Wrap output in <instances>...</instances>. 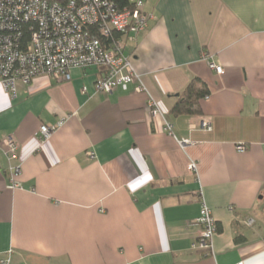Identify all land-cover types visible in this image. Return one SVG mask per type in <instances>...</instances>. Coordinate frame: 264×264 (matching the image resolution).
<instances>
[{
  "label": "crops",
  "instance_id": "1",
  "mask_svg": "<svg viewBox=\"0 0 264 264\" xmlns=\"http://www.w3.org/2000/svg\"><path fill=\"white\" fill-rule=\"evenodd\" d=\"M144 1L126 89L95 91L93 67L18 81L14 94L0 84V142L13 138L21 161L10 188L0 149L9 264H264V0ZM192 77L209 89L202 113L171 115ZM61 121L40 139V124ZM198 191L217 225L210 254L191 246Z\"/></svg>",
  "mask_w": 264,
  "mask_h": 264
},
{
  "label": "built area",
  "instance_id": "2",
  "mask_svg": "<svg viewBox=\"0 0 264 264\" xmlns=\"http://www.w3.org/2000/svg\"><path fill=\"white\" fill-rule=\"evenodd\" d=\"M130 7L119 9L111 0H0V84L10 93H15L16 83L26 84L38 76L60 81L70 78L73 68H96L99 74L94 82L97 92H111L120 86L123 89L139 75L132 59L124 53L128 42H134L143 32L150 15L145 11L144 0H129ZM28 26L29 38L23 40V28ZM209 68L216 73L222 66L203 55ZM83 92L86 88H82ZM143 90L142 85L136 91ZM151 101L152 113L160 111ZM62 124L54 126L40 124L41 140L47 139ZM202 127L210 130V123L202 121ZM166 131L171 134L172 126L165 122ZM188 140H182L186 143ZM0 149L8 161L9 187H21L16 176L20 173L18 145L11 137L3 138ZM239 152L245 145L237 146ZM93 157V153L89 152ZM195 170V163L189 164ZM199 214L194 222L199 233L191 244L205 254L212 250V238L217 232L216 220L198 191ZM244 223L251 225L247 218ZM12 251L0 259V264H9ZM236 264H244L239 261Z\"/></svg>",
  "mask_w": 264,
  "mask_h": 264
},
{
  "label": "trees",
  "instance_id": "3",
  "mask_svg": "<svg viewBox=\"0 0 264 264\" xmlns=\"http://www.w3.org/2000/svg\"><path fill=\"white\" fill-rule=\"evenodd\" d=\"M53 1V0H50ZM60 3H65L66 0H56ZM116 7L119 9H124L130 7L129 0H111ZM28 26L23 28L24 35L23 40L29 38ZM209 94V89L207 84L198 77H192L185 88L174 94L175 98L169 113L174 116L178 115H200L202 113L200 101L206 98Z\"/></svg>",
  "mask_w": 264,
  "mask_h": 264
}]
</instances>
